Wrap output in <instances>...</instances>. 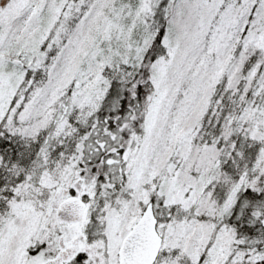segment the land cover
<instances>
[{"label": "snow or ice", "instance_id": "snow-or-ice-1", "mask_svg": "<svg viewBox=\"0 0 264 264\" xmlns=\"http://www.w3.org/2000/svg\"><path fill=\"white\" fill-rule=\"evenodd\" d=\"M0 264H264V0H0Z\"/></svg>", "mask_w": 264, "mask_h": 264}]
</instances>
